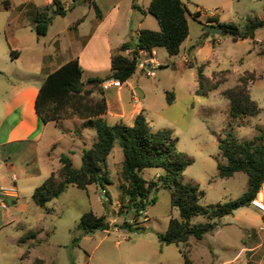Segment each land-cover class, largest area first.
<instances>
[{"label":"rangeland","instance_id":"374dc122","mask_svg":"<svg viewBox=\"0 0 264 264\" xmlns=\"http://www.w3.org/2000/svg\"><path fill=\"white\" fill-rule=\"evenodd\" d=\"M20 1L23 0H11L13 4L7 8L5 0H0V96L2 98L5 89H8V94H5L7 100L11 97V83L20 79L40 82L42 78L40 71L25 61L28 58L31 62L33 58L26 46L34 44L36 38L40 40V52L47 51L44 48H52L54 44L50 47V43L55 40L64 45L68 38L65 29L72 21L94 13L89 0H75V8L68 10L65 15H56L48 34L39 35L20 23V13L13 7ZM97 1L103 7L111 6L113 2ZM206 2L209 4L208 0ZM222 11V22L235 24L242 30L248 17L264 18V0H243L238 13L227 5H224ZM206 16L200 15L199 20L190 15L187 17L189 35L186 44L191 45L189 55L193 56L192 66L187 58L182 57V50L178 55H169L165 48L156 47L154 76H147L136 69L129 80L122 84V88H106L105 96L111 109L121 103L128 107L142 103L151 128H169L173 131L178 138V149L193 158L192 164L184 171L185 180L197 183L204 191L199 201L201 204L211 205L239 197L248 184L243 172L230 177L217 176V159H222L218 140L231 130L239 142L256 145L264 141V27L257 31L255 39L233 41L228 34L221 33L213 37L206 36ZM150 21L156 28L157 20L149 16L146 23L149 26ZM60 30L64 32L56 35ZM11 48L22 51L23 56L19 60L11 59ZM33 62L36 64L38 60L34 59ZM202 63L206 76L224 80L208 96L195 92L198 86L197 66ZM89 72L86 69L85 73ZM251 72L255 78L249 82L248 90L257 101L258 112L232 119L229 116V100L222 95V91L233 87L240 76ZM136 88L143 91L144 96H138ZM166 91L174 95L171 103L166 100ZM105 118L109 122L115 120L110 115ZM81 121L77 118L65 120L64 126L67 131L73 130L89 147L95 140V131L81 128ZM6 126L0 131V140L5 138ZM51 127L47 128L39 141L34 140L38 138L35 135L24 142L0 145L1 162L7 160L16 167L18 202L23 205V209L14 213L11 222L6 220L12 204L8 203L6 209L0 208V264H28L27 260L20 257L23 247L14 238L27 230H34L37 225L44 228L38 243L39 250L52 264H184L179 252L182 244H163L158 237L159 232L166 230L171 217H179L178 209L171 206L169 189L159 187L152 191L150 198L154 197V202L147 204L145 210L136 216L134 210L126 206V198L121 203L123 196L118 184V172L123 154L117 143L107 158L110 183L104 184V187L108 195H105L100 184H91L86 189L68 185L61 194L47 203L50 213L33 202L32 188L40 185L47 174L46 165L42 161L41 166L38 165L36 158H42L47 142L54 139L56 130ZM57 150H61V146ZM73 164L76 167L81 164L80 154L74 155ZM40 168L41 174L37 177L28 179L24 175L27 174L26 170ZM57 169L56 179H60ZM160 172V168H146L143 176L155 178L156 173ZM86 211L106 215L113 225L109 230L85 232L77 229L76 224ZM145 216L148 221H143ZM124 221L137 223L144 228H118ZM206 221L203 215L191 218L193 224ZM74 237L79 238L77 244L73 242ZM183 246L190 250L193 264H264V215L252 204L240 207L222 217L213 231L205 233L201 239L190 237Z\"/></svg>","mask_w":264,"mask_h":264},{"label":"trees","instance_id":"16d2710c","mask_svg":"<svg viewBox=\"0 0 264 264\" xmlns=\"http://www.w3.org/2000/svg\"><path fill=\"white\" fill-rule=\"evenodd\" d=\"M91 4L96 15L100 17L101 12L96 1L91 0ZM133 6L136 5L133 3ZM147 12L157 20L159 29L141 28L136 40L130 39L115 48L111 53L108 73L85 77L78 57H74L46 74L34 100L40 124H58L64 119L78 117L82 120L81 128L95 131V140L89 147L83 148L81 164L77 167L73 165L71 152L62 153L59 156L60 167L57 169L60 179H56V170H52L34 188L31 198L36 205L50 212L47 203L61 194L68 185L86 189L91 184H100L105 195H108L104 187V184L110 183L107 158L117 143L123 154L118 172V184L123 196L121 203L126 198V206L132 208L136 216L145 210L147 204L154 202V197L150 198L152 191L159 187L169 189L171 206L178 209L179 217H171L166 230L159 232L158 237L163 244H182L179 252L184 264H193L190 250L183 246L190 237L201 239L205 233L218 226L222 217L250 205L257 195L264 181V141L256 145L239 142L233 137L231 130L218 140L222 159H217V176L230 177L237 172H243L247 176L248 184L246 190L237 198L203 205L199 201L204 196V191L197 183L185 180L184 177V171L192 164L193 158L178 149V138L171 129L151 128L143 109L136 114L131 125L107 122L104 118L107 102L103 82L114 79L124 83L129 80L136 71L139 50L152 53L154 48L163 47L169 55L179 54L183 41L189 35L188 11L182 0H151ZM54 13H66L60 0H52L50 5L37 8L31 23L32 29L39 35H45ZM188 14L199 20L200 12ZM207 23L216 24L222 29L221 34H228L233 41L255 39L256 31L264 27V19L257 17H248L242 30L235 24L220 21L215 15H207L204 25ZM204 34L210 35L207 31ZM127 49L130 52L125 54ZM16 53V50L11 49V58H15ZM189 65L192 66V62ZM197 71L198 86L195 92L199 95L208 96L224 82L223 79L214 80L213 77L206 76L203 63L197 66ZM254 78L253 72L242 75L236 85L222 91V95L229 100V116L232 119L257 114L259 106L248 90V84ZM165 93L167 102L171 103L173 93ZM146 168H160L162 172L155 178H146L143 176ZM195 215H203L207 221L193 224L191 218ZM111 225L113 224L106 215L86 211L80 216L76 228L88 232L109 230ZM133 226L136 229L144 228L126 221L117 227L131 229ZM38 232L30 231L20 240L34 238ZM78 240V237H74L73 242L77 244ZM32 264L44 262L36 258Z\"/></svg>","mask_w":264,"mask_h":264},{"label":"crops","instance_id":"0c3cea01","mask_svg":"<svg viewBox=\"0 0 264 264\" xmlns=\"http://www.w3.org/2000/svg\"><path fill=\"white\" fill-rule=\"evenodd\" d=\"M95 1L96 3L98 2L97 0ZM150 1L151 0H113L111 6L107 7H103L101 3L98 2L97 5L100 9L101 16H97L94 10L92 15L88 14L83 18L72 21L70 26L65 29V31L68 32V38L64 45H62L59 40H55L54 42L50 43V47L51 44H54L52 48H44L47 51L40 52V40L36 38L34 44L26 46V49L30 50L33 58L31 62L28 61V58H25V61L29 63L30 67L35 66L36 69L40 71L42 78L40 82L33 79L29 81H25L23 79L15 81L11 83L12 92L10 100L5 98V94H8V89H5L2 98L0 96V131L3 126L7 124V128L5 129V138L0 140V145L11 144L14 142H24L29 140V137H33L35 135L38 138L34 140L39 141L38 139L44 136L47 128L52 126L51 128L56 130V133H54V139L47 142L46 149L42 154V158L40 159L38 156L36 158L38 165L41 166V161L46 165L47 174L44 175V179L49 176L52 170L60 167L59 156L62 153L71 152L70 155L72 157V162L74 155H81L83 148L87 147V142L83 141L81 137L73 133V130L67 131L64 126L65 120L80 118L72 117L69 119H64L58 124L54 122L40 124L39 118L34 108V100L39 86L48 72L55 70L69 59L74 57H78L79 62L84 69L85 77L94 75L101 76L108 73L111 64V53L115 48H117L123 42L129 41L130 39L136 40L138 31L141 28H148L152 30L157 28L159 29L158 23H156L158 24L156 25V28H154L152 21H150L151 26L146 24L149 16H152L147 12V7ZM182 1L186 5L188 13L200 12V15H215L221 21V15L223 14L222 9L224 5H227L230 9L234 8V12L238 13V10H240L242 7L243 0H211V2L208 0L209 4H207L206 0ZM60 2L65 8L66 12L71 10V8H75L77 5L75 0H60ZM51 3L52 0H44L43 3H37L35 0H23L13 5V7L20 13V23L32 29L31 23L35 17L37 8L50 5ZM133 3L136 6H133ZM12 4L13 3L11 0H5L4 5L7 8H10ZM89 4L90 7H93L91 0H89ZM238 7L239 9L236 11V8ZM204 11L209 12L205 13ZM188 13L187 17L189 16ZM56 15L58 14L54 13V18L48 27L46 35L48 34L50 27L53 26ZM63 32V30H60L56 33V35H61ZM187 39L188 36L183 41L180 51L182 50V57L184 59L187 58L189 62H192L191 59L193 56L189 55L191 45L189 43L186 44ZM154 49L152 51L153 56ZM16 51L17 53L15 54V58L11 59L19 60L23 56V53L22 51ZM129 52L130 49H127L124 53L126 54ZM1 59L2 58L0 57V63ZM34 59L38 60L36 64L33 62ZM155 61H157L156 58ZM86 69L90 71L88 74L85 73ZM142 96H144V92ZM106 102L107 112L104 114V118L106 115L112 116L113 119H115L114 122L107 121L111 124L115 122H124L131 125L136 114H138L142 109L145 110V106L142 103L131 105L129 107L121 103L118 107L111 109L107 98ZM0 139H2L1 136ZM67 140H69L70 143ZM21 144L26 145V143ZM54 144H56L55 147ZM59 146H61V150H57V147ZM65 146L66 148H64ZM119 162L121 167L122 160H119ZM26 173L27 174L24 175H27L26 177L28 179H32L41 174V168L39 170L35 169L32 171L26 170ZM158 174L159 173H156V176ZM16 179L17 174L15 165L10 161L4 160V162H1L0 160V200H4L7 203L6 208H8V203L12 204L11 210L7 213L9 218L6 221L8 222L13 220V215L16 211L23 209V205L18 202L19 195L16 188ZM35 187L37 186H34V188ZM34 188L32 189L34 190ZM46 213L50 212L46 211ZM22 225L25 226L24 223ZM43 229V227L37 225L35 226L34 230H27L17 238H14L16 243H20L22 245L23 250L20 252V257L23 260H27L28 264H32L36 258L42 259L44 264H52L44 255H41V251L39 250L38 243L42 239L40 235ZM37 230L39 232L34 238L23 241L20 240L21 237L30 231Z\"/></svg>","mask_w":264,"mask_h":264},{"label":"built area","instance_id":"2783aa9c","mask_svg":"<svg viewBox=\"0 0 264 264\" xmlns=\"http://www.w3.org/2000/svg\"><path fill=\"white\" fill-rule=\"evenodd\" d=\"M156 65H157V61H155V58L152 55V53L145 50H139L137 54L136 69L140 70L142 73H144L147 76H154L155 74L154 69ZM102 86L104 88H108L110 86L121 87L122 83H120L118 80L110 79L104 81ZM102 197L104 200L106 199L104 195ZM251 204L254 205V207L264 215V181L260 185L257 195L255 196L254 199H252ZM6 207H7V203L4 200H0V208H6ZM144 220L147 221L148 218L145 216Z\"/></svg>","mask_w":264,"mask_h":264},{"label":"water","instance_id":"95a60500","mask_svg":"<svg viewBox=\"0 0 264 264\" xmlns=\"http://www.w3.org/2000/svg\"><path fill=\"white\" fill-rule=\"evenodd\" d=\"M205 30L211 35V36H214L216 34H220L222 32V29L220 27H218L216 24L214 23H207L206 24V27H205ZM135 92L138 96H142L143 95V92L139 89V88H136L135 89Z\"/></svg>","mask_w":264,"mask_h":264}]
</instances>
